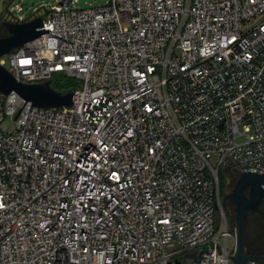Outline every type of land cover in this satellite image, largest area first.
<instances>
[{
  "label": "built area",
  "instance_id": "built-area-1",
  "mask_svg": "<svg viewBox=\"0 0 264 264\" xmlns=\"http://www.w3.org/2000/svg\"><path fill=\"white\" fill-rule=\"evenodd\" d=\"M73 2L41 16L65 40L0 57L75 82L70 107L0 93V264H228L219 173H264V0Z\"/></svg>",
  "mask_w": 264,
  "mask_h": 264
},
{
  "label": "water",
  "instance_id": "water-1",
  "mask_svg": "<svg viewBox=\"0 0 264 264\" xmlns=\"http://www.w3.org/2000/svg\"><path fill=\"white\" fill-rule=\"evenodd\" d=\"M45 32L51 33L48 28L43 27L41 16H33L21 22L2 19L0 22V57ZM0 93L3 95L16 93L24 103L29 102L38 107H70L73 99L72 91H57L51 86L50 81L41 83L17 81L2 65H0ZM233 175V187L223 195L220 202L223 211L226 210L227 200L233 204L235 211L233 227L235 249L233 254L228 256L232 264H258L264 262V254L247 253L245 243L250 235L249 212L262 213L259 205L264 198V173L245 170L239 173L234 172Z\"/></svg>",
  "mask_w": 264,
  "mask_h": 264
},
{
  "label": "rangeland",
  "instance_id": "rangeland-1",
  "mask_svg": "<svg viewBox=\"0 0 264 264\" xmlns=\"http://www.w3.org/2000/svg\"><path fill=\"white\" fill-rule=\"evenodd\" d=\"M11 1H13L11 3ZM58 0H0V18L9 20L11 15L9 13V7L13 6L14 3L20 4L22 10L17 13L13 11L12 13L16 16L19 14L23 15L25 18H31L33 16H42L44 14V8L50 9V6L55 4ZM107 0H76L74 3V8H89V7H97L102 5ZM11 3V4H10ZM10 4V5H9ZM75 84L74 80L64 76L63 74H54L52 77L51 85L59 86L65 89H69L73 87ZM12 122L9 120H4L1 124V128L3 131H8ZM222 169V167H221ZM222 171V170H221ZM230 173L228 172H220L218 176V202L217 209L215 211V219L217 223L226 222L229 229L231 228V222H234V209L228 208V212H225L220 207V202L224 194L228 193L232 187L234 182L230 178ZM220 175H222L224 180V184L220 181ZM207 247V245H205ZM264 248V226L259 225L257 229L253 231L252 237L249 238V241L246 244V252L253 253L252 251L255 249H263ZM228 264H232L230 261ZM259 264H264L261 262Z\"/></svg>",
  "mask_w": 264,
  "mask_h": 264
},
{
  "label": "flooded vegetation",
  "instance_id": "flooded-vegetation-1",
  "mask_svg": "<svg viewBox=\"0 0 264 264\" xmlns=\"http://www.w3.org/2000/svg\"><path fill=\"white\" fill-rule=\"evenodd\" d=\"M229 175H230V178L232 179V182H234V175L231 174V173ZM229 207L232 208V209H234L233 208V204L230 203L227 200L226 201V210H225V212H228V208ZM259 208H260V210H261L262 213L254 212V211L249 212L248 230L250 232V235L246 239L245 251H246V244L249 241V238L252 237L253 231L255 229H257L259 225L264 226V198H263L262 202L260 203ZM234 216H235V211H234ZM230 226H232L231 228H233L234 227V222H231V225ZM252 252L253 253H249V254H264V248L263 249H260V250L255 249Z\"/></svg>",
  "mask_w": 264,
  "mask_h": 264
},
{
  "label": "trees",
  "instance_id": "trees-1",
  "mask_svg": "<svg viewBox=\"0 0 264 264\" xmlns=\"http://www.w3.org/2000/svg\"><path fill=\"white\" fill-rule=\"evenodd\" d=\"M1 20H2V18H0V22H1ZM55 90H57V91H60V92H65L67 89H65V88H62V87H57V86H53V85H51ZM220 181H222V183L224 184V180H222L223 179V177H222V175H220ZM259 264V263H258Z\"/></svg>",
  "mask_w": 264,
  "mask_h": 264
}]
</instances>
